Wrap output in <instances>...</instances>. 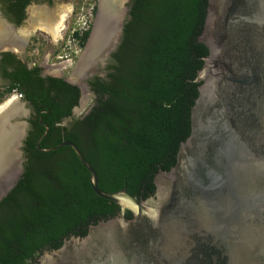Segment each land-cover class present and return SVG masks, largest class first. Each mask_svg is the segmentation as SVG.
<instances>
[{"label": "water", "instance_id": "1", "mask_svg": "<svg viewBox=\"0 0 264 264\" xmlns=\"http://www.w3.org/2000/svg\"><path fill=\"white\" fill-rule=\"evenodd\" d=\"M121 6L122 0H107L114 26L106 46L82 70L100 16L98 0L73 71L76 79L65 80L79 88L80 100L88 92L86 79L105 67L119 42ZM197 41L208 53L194 79L199 86L190 133L179 144L174 166L155 175L153 196L99 190L96 172L74 143L39 147L49 130L42 125L35 148L41 153L70 148L87 171L92 192L116 204L119 213L90 226L83 237L71 236L58 249L42 252L34 264H264V0H207ZM5 102L0 117L10 105ZM11 105L14 111L1 120L0 200L22 174L27 127L22 119L30 115L17 96Z\"/></svg>", "mask_w": 264, "mask_h": 264}, {"label": "trees", "instance_id": "2", "mask_svg": "<svg viewBox=\"0 0 264 264\" xmlns=\"http://www.w3.org/2000/svg\"><path fill=\"white\" fill-rule=\"evenodd\" d=\"M1 2L14 15L26 3ZM206 6L207 0H129L104 76L87 82L93 103L80 117L72 115L81 97L77 86L4 60V79L32 112L22 174L0 200V264H34L42 252L58 249L71 236L83 237L90 226L119 213L116 204L92 192L88 173L70 148L49 153L35 148L42 125L49 130L39 147L74 143L96 172L99 190H124L136 199L153 196L155 175L174 166L179 144L190 133L199 86L194 79L208 53L197 41ZM74 37L79 39L78 32ZM124 217H131L129 211Z\"/></svg>", "mask_w": 264, "mask_h": 264}, {"label": "rangeland", "instance_id": "3", "mask_svg": "<svg viewBox=\"0 0 264 264\" xmlns=\"http://www.w3.org/2000/svg\"><path fill=\"white\" fill-rule=\"evenodd\" d=\"M123 6H121L122 14L124 15V22L127 18V10L129 0H122ZM98 0H69L65 2H56L50 8L53 11L54 15L61 17L59 21V30L60 36L58 39H54L52 36H47L40 32L39 29L32 22V15L36 16L38 19H43L44 13L42 11L47 9L44 5H30L29 6V16L26 22L20 25L17 28V32L27 31L28 34V47L25 50L18 52V57L24 60L28 68L38 67L41 69V73L44 76H53L57 78H63L65 80L72 79L73 71L78 62V59L83 52L86 40L83 42L81 38L85 36L86 32L93 24L94 16L93 10L97 6ZM62 15V16H61ZM35 17V18H36ZM45 18V17H44ZM80 33V37L77 40L74 37V33ZM22 34V32H21ZM73 37L75 38L73 40ZM55 40V41H54ZM82 42V44H81ZM55 51V52H53ZM50 54V58L46 61L45 54ZM55 54L60 56H66V60H69L67 63H63L59 67L58 64L62 63L64 60L58 62L55 61ZM44 61V62H43ZM58 69L59 71H57ZM104 66L97 67V75L104 76L103 72ZM57 71V72H55ZM9 91L7 92L6 90ZM15 92L11 91L8 84L5 86H0V105L9 99ZM84 102L81 104V100L77 107L73 110H76L72 115L73 117L83 116L90 109L93 103L92 94L88 91L86 94ZM81 105V106H80ZM20 108H25L26 106H20ZM28 116L22 121L26 122ZM28 125L25 129V134H27Z\"/></svg>", "mask_w": 264, "mask_h": 264}, {"label": "flooded vegetation", "instance_id": "4", "mask_svg": "<svg viewBox=\"0 0 264 264\" xmlns=\"http://www.w3.org/2000/svg\"><path fill=\"white\" fill-rule=\"evenodd\" d=\"M65 1H69V0H25V4L22 6V8H21V11H20V13L18 14V15H14V14H12L10 11L9 12H6L4 9H3V5H4V3L3 2H1V0H0V17H2L3 19H5L6 20V22L8 23V24H10V25H12L14 28H18L20 25H22L24 22H26V20L28 19V16H29V6L30 5H44V6H46V8L47 9H44L43 11H42V13H44L43 15H44V17H43V19H38L36 16H34V15H32V22L34 23V25H36L38 28L40 27V25L39 24H42V25H48V26H50V25H52L53 23H55V22H59L60 20H61V18L59 17V16H56V15H54V13H53V11L52 10H50V8L53 6V4L54 3H56V2H65ZM97 7V6H96ZM96 13V12H95ZM36 17V18H35ZM57 17V18H56ZM94 17H95V14H94ZM56 20V21H55ZM50 21V22H49ZM52 22V23H51ZM0 23H1V21H0ZM44 23V24H43ZM93 25V24H92ZM5 27H7V28H9L10 29V31L16 36V38L18 39V40H20L19 41V45L20 46H18L19 47V51L18 52H20V51H22V50H25L27 47H28V44H29V41H28V39H27V37H28V34L25 36L24 34H21V33H19V32H15V31H13L10 27H8V26H6V25H4ZM39 29H41L40 30V32L41 33H43V34H45V35H47V36H51V34H50V32L49 31H47V30H44V29H42L41 27L39 28ZM91 30H92V26H91V28H90V32H89V36H90V33H91ZM60 30H59V24H58V29H57V35H56V37H55V39H58L59 38V36H60ZM89 36H88V38H89ZM22 38V39H21ZM24 38H25V40H24ZM23 40H24V42H23ZM88 40V39H87ZM55 41V40H54ZM87 42V41H86ZM5 49V48H4ZM6 51L5 52H3L2 54H0V86L2 85V86H5V85H7V84H9V82L8 81H6L5 79H4V77H3V74H2V71H1V65L3 64V62H4V60L6 61V59L7 58H12V59H14V60H17V61H19L21 64H24L25 66H27V64L24 62V60H22L21 58H19L18 57V52H16V51H13L12 49H5ZM53 52H55V51H53ZM45 55H47L46 57V61H48L49 60V58H50V54H45ZM66 56H60V55H57V54H55V56H54V59H55V61H58V62H60V61H62V60H64L62 63H60V64H58V65H61V64H63L65 61H66V59L67 58H65ZM107 61V60H106ZM44 62V61H43ZM7 71H10V68L9 67H7V69H6ZM41 70V69H40ZM42 72V71H41ZM40 72V74L42 75V73ZM95 75H97V74H95ZM95 75H92L91 77H89L88 79H86V86H87V89H88V91L90 92V89H89V86H88V84H87V82H88V80L89 79H91L93 76H95ZM42 76H44V75H42ZM49 76V75H48ZM45 77V76H44ZM49 77H53V76H49ZM57 78V77H56ZM15 92V91H14ZM91 93V92H90ZM15 94H18L17 92H15ZM14 94V95H15ZM20 100H21V102H23V103H25V106H26V108L27 109H29V112H30V115H31V108L29 107V105H28V103H26L25 101H23L22 100V96L19 98ZM72 112H73V110H72ZM30 115H29V117H30ZM29 117H28V119H29ZM28 119H27V121H28ZM27 125H28V129H29V123L27 122ZM27 129V130H28ZM26 137V136H25ZM24 140H25V138H24Z\"/></svg>", "mask_w": 264, "mask_h": 264}, {"label": "bare ground", "instance_id": "5", "mask_svg": "<svg viewBox=\"0 0 264 264\" xmlns=\"http://www.w3.org/2000/svg\"><path fill=\"white\" fill-rule=\"evenodd\" d=\"M107 10H108L107 0H100V16L98 17V19L96 21V24H95V27H94V29H95L94 36L91 39L90 43L88 44L89 45L88 46V53H87V55L85 57V60L83 62L82 70L87 68L86 66H88L90 64L91 60L98 54V52L104 46H106V38L108 37L110 30L114 26V24H113L114 20H113V18H111L107 14ZM58 23L59 22L57 21V22L53 23L50 26H48V25L44 26L42 24H39V25H40V27L42 29L49 31L51 36L55 39V37L57 35ZM21 32L25 36L27 35V33H25V32H27L26 30L25 31H20V33ZM16 36L10 31L9 28L5 27L2 22L0 23V49H4V48L6 49L7 48V49H12L13 51L18 52L19 51L18 50L19 49L18 46H20L18 43H19L20 40H18L16 38ZM65 63H67V61H65ZM59 66L60 65L55 66V67H59ZM56 70L59 71L58 69H56ZM57 71H55V72H57ZM72 76H73L72 80H75L76 79L75 74H73ZM76 76H78L77 73H76ZM14 96L15 95H12L8 99V101L5 102L7 105L8 104H10V105H9L8 109L5 111L4 114H6L7 112L8 113H12L14 111V107L11 105V103L13 102ZM84 99H81V104L84 102ZM4 114L0 117V135H1V132L3 130V124H2L1 120H2V117H4ZM1 138H3V135H1Z\"/></svg>", "mask_w": 264, "mask_h": 264}, {"label": "built area", "instance_id": "6", "mask_svg": "<svg viewBox=\"0 0 264 264\" xmlns=\"http://www.w3.org/2000/svg\"><path fill=\"white\" fill-rule=\"evenodd\" d=\"M79 35H80V33H79ZM75 38L73 37V40H74ZM67 62H69V60H66ZM15 96H17V98H20L21 97V95L20 94H15Z\"/></svg>", "mask_w": 264, "mask_h": 264}]
</instances>
